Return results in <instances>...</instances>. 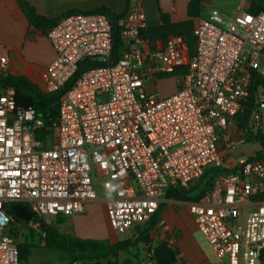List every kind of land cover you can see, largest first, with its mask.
<instances>
[{"label":"built area","instance_id":"1","mask_svg":"<svg viewBox=\"0 0 264 264\" xmlns=\"http://www.w3.org/2000/svg\"><path fill=\"white\" fill-rule=\"evenodd\" d=\"M123 49L116 63L82 72L85 60L108 62L114 54V25L101 13H75L45 34L56 56L45 87L63 91L51 132L33 107L18 108L16 90H0V264H19L14 233L37 231L41 221L84 213L107 193L109 224L120 237L156 215L161 192L193 188L209 167L245 142L236 117L258 75L255 109L248 127L264 134V12L244 9L232 15L210 8L195 19L196 48L190 56L179 36L150 39L146 15L131 0L120 19ZM10 69L0 45V76ZM171 75L176 91L162 96L150 80ZM233 129L220 135L218 129ZM235 172L219 175L188 211L198 230L227 264H264V159L241 157ZM28 206L29 222H17L12 206ZM38 218V219H37ZM147 264H156L149 252ZM72 264H79L74 262Z\"/></svg>","mask_w":264,"mask_h":264},{"label":"trees","instance_id":"2","mask_svg":"<svg viewBox=\"0 0 264 264\" xmlns=\"http://www.w3.org/2000/svg\"><path fill=\"white\" fill-rule=\"evenodd\" d=\"M21 9L25 13L29 23L44 34L55 26L62 18L75 13H101L108 15L114 25V54L108 62L85 60L79 65V69L74 78L69 82L70 87L78 76L89 69L112 65L116 63L123 49L120 41L121 27L119 21L122 19L131 7V0H126V8L122 13H115L106 6H100L92 10L71 9L63 12L55 18H46L41 16L28 0H17ZM207 0H191L188 5L189 19L184 22L174 23L169 14L160 11L161 25L148 27L144 30L146 37L150 39L166 40L170 36L182 37L187 46L190 56L194 55L196 48V37L194 34L195 19L202 13L203 3ZM248 11L254 14L264 12V0H248ZM262 79L256 75L252 79L251 92L245 108L236 117V127L243 130V138L247 143H257L261 150L256 153L257 158L264 159V134L259 131H253L248 127V119L255 109V98L257 87L262 84ZM14 87L16 90V100L18 108L33 107L36 109L39 118L44 121L45 128L36 133L39 139L44 138L45 133H50V118L56 119L59 115L58 102L63 93L51 94L46 87L31 81L23 74L11 73L10 69L6 75L0 76V90L6 87ZM236 165H229L224 162L220 166L209 167L200 178L199 182L191 189L172 188L165 193V198L169 200L192 202L198 201L209 190L213 188L214 180L217 176L235 172ZM258 200L264 199V194L256 197ZM166 208L165 203H161L154 218L145 224L139 226L137 235L130 239L120 240L111 243L108 240L84 239L76 235H68L61 231L59 225L64 222L63 217H58L54 223H49L44 219H38L46 230V236H41V247L53 250L61 254V262L64 264H92L96 261H105L109 264H118L117 258L120 251L132 252V249L143 244L152 251V258L156 264H178L179 251L177 247L170 244L168 239H163L157 245L152 244L151 230L156 227L162 219V212ZM17 222H21L15 217ZM18 232L14 235L16 236ZM33 246V245H32ZM19 264H30L29 255L19 247Z\"/></svg>","mask_w":264,"mask_h":264},{"label":"crops","instance_id":"3","mask_svg":"<svg viewBox=\"0 0 264 264\" xmlns=\"http://www.w3.org/2000/svg\"><path fill=\"white\" fill-rule=\"evenodd\" d=\"M28 1L41 16L46 18H55L71 9L92 10L100 6H106L119 14L124 12L126 8V0ZM140 1L146 15L148 27L162 24L161 10L169 14L171 21L174 23L189 19L188 5L191 0ZM205 5L209 9L212 8L210 2L205 1L203 8ZM201 15H203V9ZM0 45L5 46L8 50L11 73L23 74L31 81L45 85L47 68L55 59L56 53L46 35L29 23L17 0H0ZM173 83L174 88L162 96L170 95L176 91L174 79ZM260 150L261 146L258 151ZM250 155H247V157ZM238 159L239 156L232 157V162L235 164ZM161 198L162 203L166 204V208L162 212L161 221L151 230L152 244L157 245L161 240L168 239L170 244L178 248V264H227L226 259L221 258L208 242H203L196 235L199 230L188 211L189 202L169 200L165 196ZM96 201L88 203L84 213L71 217L61 216L64 218V222L59 225L61 231L84 239L108 240L111 243L120 241V239L132 238V233L135 230L124 239L112 230L106 205L102 204V206L96 208L94 207ZM181 205H187L186 210H181ZM139 247L140 245L133 248L135 250L132 249V252L120 251L116 260L117 263L147 264L150 259L148 248L143 245V250H141ZM97 262L109 264L105 261H96L92 264ZM29 263L33 264V258L29 259Z\"/></svg>","mask_w":264,"mask_h":264},{"label":"rangeland","instance_id":"4","mask_svg":"<svg viewBox=\"0 0 264 264\" xmlns=\"http://www.w3.org/2000/svg\"><path fill=\"white\" fill-rule=\"evenodd\" d=\"M207 2H210V5L213 9H217L223 13L232 15L235 10L238 9H244L247 10L249 6L248 0H207ZM209 7L207 5L203 8V14L205 17H207L209 13ZM170 78V79H168ZM171 75L164 76L158 78V80H150L148 82V86L152 87L154 86V82L157 83V90L160 95H163L170 90L174 88V83ZM220 135L225 134H232L233 129L232 127L229 128V130L224 131L222 129H218ZM260 149V145L257 143H247V142H240V139L237 140L236 144V150H233L232 153L228 152L225 148V144L223 142H220V153L222 157V162H226L229 165H236L232 162V157H247V155L256 153L255 151H258ZM164 192H161V197H164ZM107 197V193L101 190V188L98 189V199L94 203V207L98 208V206H102V204H105V198ZM176 204L175 202H171ZM187 205H181V210H186ZM49 223H54V221L49 220ZM139 232L138 229H136L132 234L137 235ZM15 234V233H14ZM196 235L203 241L207 242L204 235L199 231L196 233ZM128 236V235H127ZM16 238L19 242V247L24 250L30 258H33V264H64L61 262V254L58 252H55L53 250L45 249L41 247V235L37 231H26L22 236L20 234H16ZM126 238V236L122 237V239ZM121 240V239H120ZM33 245V246H32ZM140 249H142L143 244H139ZM137 247V246H136ZM135 250V249H133ZM29 258V259H30Z\"/></svg>","mask_w":264,"mask_h":264},{"label":"water","instance_id":"5","mask_svg":"<svg viewBox=\"0 0 264 264\" xmlns=\"http://www.w3.org/2000/svg\"><path fill=\"white\" fill-rule=\"evenodd\" d=\"M12 211L16 218H18L21 221L29 222L33 219V215L31 211L29 210L28 206L21 205V204H15L12 206ZM95 264H102L101 262H97Z\"/></svg>","mask_w":264,"mask_h":264}]
</instances>
